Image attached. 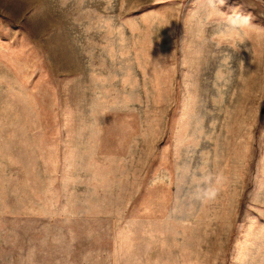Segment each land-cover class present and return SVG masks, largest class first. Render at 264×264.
<instances>
[{
	"label": "rangeland",
	"instance_id": "1",
	"mask_svg": "<svg viewBox=\"0 0 264 264\" xmlns=\"http://www.w3.org/2000/svg\"><path fill=\"white\" fill-rule=\"evenodd\" d=\"M0 264H264V0H0Z\"/></svg>",
	"mask_w": 264,
	"mask_h": 264
},
{
	"label": "clouds",
	"instance_id": "2",
	"mask_svg": "<svg viewBox=\"0 0 264 264\" xmlns=\"http://www.w3.org/2000/svg\"><path fill=\"white\" fill-rule=\"evenodd\" d=\"M214 7H219L224 3V0H212ZM225 24L239 39L240 43L243 42V36L247 34L251 27V20L249 16L242 14H232L225 17Z\"/></svg>",
	"mask_w": 264,
	"mask_h": 264
}]
</instances>
